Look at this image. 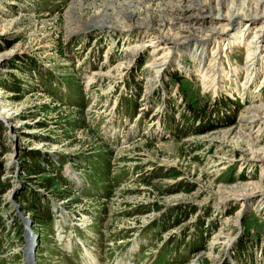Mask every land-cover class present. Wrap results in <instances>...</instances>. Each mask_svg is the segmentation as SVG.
I'll use <instances>...</instances> for the list:
<instances>
[{
	"label": "rangeland",
	"instance_id": "rangeland-1",
	"mask_svg": "<svg viewBox=\"0 0 264 264\" xmlns=\"http://www.w3.org/2000/svg\"><path fill=\"white\" fill-rule=\"evenodd\" d=\"M173 3L0 0V264H264V46L256 72L247 41L155 68L132 24Z\"/></svg>",
	"mask_w": 264,
	"mask_h": 264
},
{
	"label": "bare ground",
	"instance_id": "bare-ground-1",
	"mask_svg": "<svg viewBox=\"0 0 264 264\" xmlns=\"http://www.w3.org/2000/svg\"><path fill=\"white\" fill-rule=\"evenodd\" d=\"M173 1L174 3L171 8L177 14V17H170L171 20L169 19V22L166 19L163 20L164 25L160 22L163 26L161 24L159 26L156 24L151 26L150 22L140 25L132 21V28L139 30L147 38V41L141 48L155 49L154 53L156 56L163 51L161 52L162 56L159 55L156 59V63L154 64L155 68H163L170 61L169 57L172 50L177 49L178 46H182L179 50H188L187 47L190 43L193 44V47H205L211 40H216L217 44H219L217 49L221 45L223 47H221V52L224 54L235 43L246 44L247 41V53L244 65H248V70H251V72L257 71L258 63L256 62H258V55L264 46V0ZM186 3H188V6L184 5ZM126 16L128 20H133L134 16L132 13H128ZM102 21L97 23L100 24L98 27L112 29L111 26L106 25L110 21L103 19ZM166 22L167 25H165ZM203 24L209 25H207L208 27L200 28ZM173 27L174 32H172ZM149 30L154 31L155 35L154 33L153 35L148 34ZM121 31H124L123 27H121ZM76 32L74 30V33ZM249 35L252 36L248 41L247 38ZM164 48L167 49V52H165ZM257 51H260L259 54ZM201 54L202 52L198 53V51L191 53L192 56L197 58L202 57ZM5 58L6 56L4 55L0 56V61L2 62ZM261 108H263V112L261 111V119L264 120V106ZM0 114L4 115V112Z\"/></svg>",
	"mask_w": 264,
	"mask_h": 264
},
{
	"label": "trees",
	"instance_id": "trees-1",
	"mask_svg": "<svg viewBox=\"0 0 264 264\" xmlns=\"http://www.w3.org/2000/svg\"><path fill=\"white\" fill-rule=\"evenodd\" d=\"M13 67V65H11V68ZM13 69V68H12ZM6 88V87H5ZM7 90L11 91L12 93H18L19 92V88L17 87H11V88H6ZM190 108V106H189ZM213 127H204V126H199L197 128V130L195 131V134H201L204 133L205 131H207L208 129H212ZM1 131H3V128L0 127V133ZM23 159H24V163L26 164V166H23L28 177H30L29 179H36L37 176L39 175H43L46 173V171L38 164L37 160H35V155L34 153H23ZM41 157V155H38ZM27 161V162H25ZM3 168L2 166H0V177L3 174ZM169 177H174V178H178L179 175L177 173L171 174L169 175ZM54 178L51 179V181L49 180H45V183H43V188H51L53 186V182H54ZM10 188V184L9 183H5V182H0V198L2 197V195L6 192L7 189ZM190 189V188H188ZM32 200H34V204L31 202ZM38 196H36V193L34 192V194L27 198V201H25L26 203H32L31 205L29 204L28 206V210L31 213H35L37 218H41V216H44V212H43V204L42 202L38 201ZM1 201V200H0ZM43 212V213H40Z\"/></svg>",
	"mask_w": 264,
	"mask_h": 264
}]
</instances>
